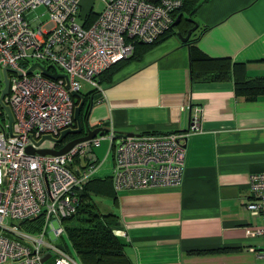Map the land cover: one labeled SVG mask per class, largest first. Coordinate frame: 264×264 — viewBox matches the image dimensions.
<instances>
[{
  "label": "crops",
  "instance_id": "obj_1",
  "mask_svg": "<svg viewBox=\"0 0 264 264\" xmlns=\"http://www.w3.org/2000/svg\"><path fill=\"white\" fill-rule=\"evenodd\" d=\"M185 19L197 25L189 46L173 33L126 63L101 85V101L91 94L84 117L115 135L182 134L180 183L114 191L96 171L106 178L88 188L105 198L102 212L115 216L131 264H264L254 236L261 219L243 207L249 175L264 172V93L236 95L231 67L264 79V0H203ZM214 73L225 77L205 79ZM192 106L200 112L189 130Z\"/></svg>",
  "mask_w": 264,
  "mask_h": 264
},
{
  "label": "built area",
  "instance_id": "obj_2",
  "mask_svg": "<svg viewBox=\"0 0 264 264\" xmlns=\"http://www.w3.org/2000/svg\"><path fill=\"white\" fill-rule=\"evenodd\" d=\"M99 1V11L86 22L90 9L81 18L80 0H0V80L3 69L7 78L2 102L12 116L9 132L5 121L0 124V264H81L61 246L67 238L62 220L75 212L85 183L99 168L92 148L104 137L114 191L181 181L185 148L179 141L183 135L176 132L115 135L109 130L107 136L95 135L62 154L26 150L57 149L58 143L47 139L36 143L74 128L70 92L78 95L85 83L101 101L96 75L130 56L135 42L159 37L181 6V0ZM37 8L47 12L46 21L36 16ZM41 68L65 78H49ZM199 112L191 107L189 130L196 129ZM44 141L49 145L42 147ZM248 179L250 199L243 207L261 219L254 236L261 240L259 254L264 256V172ZM34 217L41 219L37 231L19 226ZM112 233L123 231L114 227ZM57 238L60 244L51 242Z\"/></svg>",
  "mask_w": 264,
  "mask_h": 264
},
{
  "label": "trees",
  "instance_id": "obj_3",
  "mask_svg": "<svg viewBox=\"0 0 264 264\" xmlns=\"http://www.w3.org/2000/svg\"><path fill=\"white\" fill-rule=\"evenodd\" d=\"M201 1L203 0H181V6L172 14V17L180 14L179 21L175 26L168 27L166 31L150 43L135 42L130 56L111 64L105 70L96 75L95 79L97 83L99 85L109 83L111 77L126 63L132 60H140L141 56L146 51L173 33L176 34V32H179L184 35L186 29L190 26L186 21L185 16L191 17ZM93 17L94 13L90 11L86 22H90ZM182 43L187 46L190 44L188 41ZM231 67L234 68L232 82L234 93L236 95L243 94L247 99H250L253 98L256 93H264V79L247 80L241 73L240 64L232 63ZM224 77V74L214 73L205 77V79L220 80ZM92 93H94V90L90 89L85 94L79 93L77 96L72 97L74 106L79 102L80 97L83 98L82 106L78 111V118L82 127L85 114L92 104L90 98ZM72 127H75L74 121ZM82 133L83 132L74 135L67 134L58 144L55 145V147L57 149L60 148L66 141L70 140L72 137L75 138ZM146 133L152 134L153 132ZM98 178L104 180L103 178L106 177H91L84 185L83 193L81 194L75 212L71 216L62 220V226L67 236V240L81 264H131L123 252V244L112 233V229L117 225L115 216L109 212L104 213L99 211L96 205L90 200L92 192L88 188V185L90 184L89 182ZM40 225L41 219L39 217H34L30 220L21 221L19 223V226L23 229L33 232L37 231Z\"/></svg>",
  "mask_w": 264,
  "mask_h": 264
},
{
  "label": "water",
  "instance_id": "obj_4",
  "mask_svg": "<svg viewBox=\"0 0 264 264\" xmlns=\"http://www.w3.org/2000/svg\"><path fill=\"white\" fill-rule=\"evenodd\" d=\"M150 1H156V0H150ZM179 17H180V14H177L175 16V18L173 19L170 27H173L175 26L178 21H179ZM193 23V25L188 28L185 32L184 35H182L181 33L179 32H176V36L177 38L182 41V42H187V39L190 35V33L196 28V24L195 22L191 21ZM187 44V43H186ZM28 72V70H27ZM41 72L42 74L48 76L49 78H56V77H64L63 75L61 74H57V73H48L46 71V69L44 68H41ZM65 78V77H64ZM7 91V78L5 76V69L2 70V87L0 89V111L2 110V112L5 114L6 116V122H7V125H8V132H9V126H10V123L12 121V116H11V113H10V110L9 108L3 104L2 102V97L5 95ZM70 95L71 96H76L77 94L74 93V92H70ZM82 103H83V98L80 97L79 99V102L75 105V107L73 108V120L75 122V127L74 128H67V129H64L60 132V134L58 135L57 138H52L50 136H43L37 143L36 145H38L43 139H47V140H50L54 143H59L67 134H79L81 132H83L81 135L75 137V138H72L68 141H66L60 148L58 149H53V148H41V149H36V150H32L30 148H27V152L29 153H38L40 155H44V154H62L64 152H66L69 148H71L74 144L80 142V141H84V140H87V139H90L92 137H94L95 135H99V136H102L104 135V133L107 132V129L106 128H103L101 126H98V127H94V128H89L87 125H86V120L84 121L83 123V127L81 126L80 122H79V118H78V111L79 109L81 108L82 106ZM87 118V117H86ZM127 135H133L132 133H129Z\"/></svg>",
  "mask_w": 264,
  "mask_h": 264
},
{
  "label": "rangeland",
  "instance_id": "obj_5",
  "mask_svg": "<svg viewBox=\"0 0 264 264\" xmlns=\"http://www.w3.org/2000/svg\"><path fill=\"white\" fill-rule=\"evenodd\" d=\"M80 17L82 18L85 13L87 12L88 9H91V11L97 12L99 11L100 7H101V2L99 0H80ZM36 16L40 19V21L44 22L47 20V12L43 9V8H37L36 10H34ZM50 24H48L49 26ZM1 75V72H0ZM2 85V82L0 80V86ZM2 87V86H1ZM90 90L89 85L82 83L81 88L79 90V93L81 94H85L86 92H88ZM4 116L0 115V124L3 123V121H5ZM107 143H108V138L104 137L103 140L100 141L98 146H95L94 148H92V151L94 153L95 151V155H97L98 157V161H101L100 166L98 168L97 171V175H104L107 174L109 175L111 172V161H110V154L108 155H104L106 152V148H107ZM48 142L44 141L41 143L42 147H46L48 146ZM104 158V159H103ZM92 195V193H91ZM92 200L94 201V203L96 204L97 208L99 209V211H103V206H104V197L101 196H97V195H92L91 196ZM45 239H47V237L45 236ZM52 243H57L60 244V239L57 238L53 241H51ZM64 243H61V246H63L71 255H75L73 249L70 247L69 241L67 240V238H64ZM76 257V256H75Z\"/></svg>",
  "mask_w": 264,
  "mask_h": 264
},
{
  "label": "flooded vegetation",
  "instance_id": "obj_6",
  "mask_svg": "<svg viewBox=\"0 0 264 264\" xmlns=\"http://www.w3.org/2000/svg\"><path fill=\"white\" fill-rule=\"evenodd\" d=\"M72 138H73V137H72ZM72 138H71V139H72Z\"/></svg>",
  "mask_w": 264,
  "mask_h": 264
}]
</instances>
